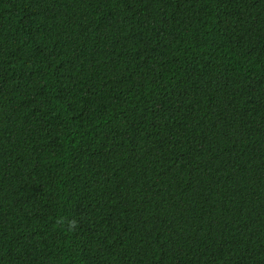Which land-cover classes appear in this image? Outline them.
Segmentation results:
<instances>
[{"label":"trees","instance_id":"1","mask_svg":"<svg viewBox=\"0 0 264 264\" xmlns=\"http://www.w3.org/2000/svg\"><path fill=\"white\" fill-rule=\"evenodd\" d=\"M0 264H264V0H0Z\"/></svg>","mask_w":264,"mask_h":264}]
</instances>
